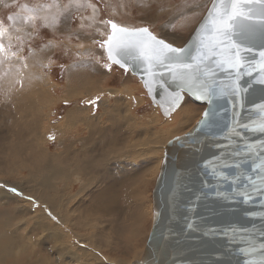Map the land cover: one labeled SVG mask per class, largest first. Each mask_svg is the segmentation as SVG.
Wrapping results in <instances>:
<instances>
[{
    "label": "rangeland",
    "instance_id": "rangeland-1",
    "mask_svg": "<svg viewBox=\"0 0 264 264\" xmlns=\"http://www.w3.org/2000/svg\"><path fill=\"white\" fill-rule=\"evenodd\" d=\"M19 1L35 19L0 58V264H130L150 233L164 146L205 104L185 93L165 117L108 61L107 22L182 48L211 0Z\"/></svg>",
    "mask_w": 264,
    "mask_h": 264
},
{
    "label": "water",
    "instance_id": "water-1",
    "mask_svg": "<svg viewBox=\"0 0 264 264\" xmlns=\"http://www.w3.org/2000/svg\"><path fill=\"white\" fill-rule=\"evenodd\" d=\"M211 3L212 0L182 47L190 49L193 55H196L195 49L201 38L197 30ZM208 66L214 69V65L209 63ZM131 72L140 79L149 98L160 107L165 117L181 105L185 93L195 102L205 104V109L187 132L173 137L164 146L152 194L150 233L141 258L130 264H243L246 258L259 261V251L247 257L241 254V249L250 245L259 248V244L264 242V219H261L264 209L259 206V198L256 204L247 205L238 199H223V196L231 193L232 185L228 181L218 180L215 172L223 171L231 178L238 171L250 173L252 162H259L257 156L246 155L243 147L247 143L259 146L264 141V135L236 126L239 135L226 139L229 133L225 125L232 122L233 111L241 113L235 119L242 123H249L250 116L251 120L258 121V115L251 110L250 105L259 103L264 97L261 86L254 85L249 91L245 108L239 104L234 108L228 102L234 97L218 99L210 105L207 99L201 100L193 95L187 86L181 90L178 87L180 82L174 81L171 73L164 68L156 69L158 75L151 84V91L145 86V80L152 81V77L139 69ZM249 79L245 76L240 83L246 85ZM228 80L227 73L216 70V75L208 82L215 81L218 89ZM177 92L180 97L178 100L175 99ZM212 108L217 109L220 115L208 118L209 126H206L202 123L206 119L205 112ZM236 163L241 165L239 170L222 167ZM249 213L252 215L249 216ZM230 229L243 231L233 235Z\"/></svg>",
    "mask_w": 264,
    "mask_h": 264
},
{
    "label": "snow or ice",
    "instance_id": "snow-or-ice-1",
    "mask_svg": "<svg viewBox=\"0 0 264 264\" xmlns=\"http://www.w3.org/2000/svg\"><path fill=\"white\" fill-rule=\"evenodd\" d=\"M34 19V15L28 17V20ZM107 23L110 25L111 33L101 47L105 49L108 61L110 64L119 65L125 71L136 72L139 69L152 77V81L145 80V86L149 91L152 90L151 84L158 75L156 69L164 68L171 73L174 81L180 82L178 87L181 90L187 86L193 95L201 100L207 99L210 105L218 99L234 97V100L230 99L228 102L233 104L234 108L237 104L245 108L246 96L254 85L261 86L260 91L264 93V0H212L197 30L201 38L195 49L196 55H193L190 49L176 48L158 39L148 28L129 29L111 21ZM0 51H3L2 44ZM209 63L214 65V69L208 66ZM216 70L227 73L229 77V80L223 82L218 89L215 87V81L208 82L216 75ZM245 76L251 79L246 85H242L240 81ZM179 98L177 92L175 99ZM250 108L258 115V121L251 120L250 116L249 123H242L235 119L241 113L233 111L232 122L225 125L229 133L226 139L232 135H239L236 126L264 135V97L259 103L253 102ZM218 115L220 113L217 109L212 108L205 112L206 119L202 123L209 126L208 118H215ZM243 151L248 156H257L259 162H252L250 173L238 171L237 175L231 178L223 171L215 172L218 180L228 181L232 185L231 193L222 198L238 199L245 205L256 204L259 198V206L264 209V141H261L259 146L247 143ZM222 167L239 170L241 165L225 164ZM12 191L15 192V189ZM261 219H264V215ZM230 231L236 235L243 230ZM258 251L259 261L246 258L243 264H264V242L259 244V248L250 245L246 249H241V254L247 257Z\"/></svg>",
    "mask_w": 264,
    "mask_h": 264
},
{
    "label": "crops",
    "instance_id": "crops-1",
    "mask_svg": "<svg viewBox=\"0 0 264 264\" xmlns=\"http://www.w3.org/2000/svg\"><path fill=\"white\" fill-rule=\"evenodd\" d=\"M17 0H0V44L3 51H0V58L9 56L12 50L10 47L16 41L29 40L28 35L32 31L30 16L27 12V5H21ZM28 21L27 23L25 21ZM11 50V51H10ZM1 247V245H0Z\"/></svg>",
    "mask_w": 264,
    "mask_h": 264
},
{
    "label": "bare ground",
    "instance_id": "bare-ground-1",
    "mask_svg": "<svg viewBox=\"0 0 264 264\" xmlns=\"http://www.w3.org/2000/svg\"><path fill=\"white\" fill-rule=\"evenodd\" d=\"M189 106H190V105H189ZM187 107H188V105L184 106L183 108L181 107V108H182V115L179 114V115H180V117H179V118H180V122H179V123L181 124V125H180L181 128L177 127L179 130H180V129L182 130V129L186 126V123H185V122H186V120L188 119V116L190 115V112H191V111H190L189 109L186 110ZM188 108H189V107H188ZM180 110H181V109H180ZM176 115H177V114H176ZM192 115H193V114H192ZM175 119H176V118H175ZM188 124H189V123H188ZM178 125H179V124H178ZM115 128H116V127H115ZM116 138H118V135L115 136V139H114L115 143L118 142V139H116ZM115 143H114V144H115ZM97 201H98V199L95 201V204L97 203ZM97 209H98V208H97ZM99 210H100V209H99ZM99 210H97V211H99ZM102 211H103V210H102ZM100 212H101V211H100ZM106 212H107V211H106ZM110 212H111V211H110ZM146 212H147V211H146ZM101 213H102V212H101ZM128 213H129L128 215H130L132 218L135 217V214H134V213H131V212H128ZM100 215H101V214H100ZM106 215H107V214H106ZM125 215H126V213H125ZM137 217H139V216H137ZM141 235H142V234H141ZM142 254H143V253H142ZM134 261H135V260H134Z\"/></svg>",
    "mask_w": 264,
    "mask_h": 264
}]
</instances>
